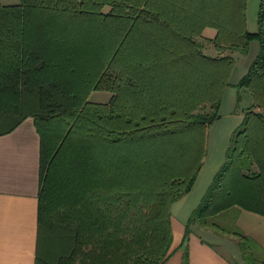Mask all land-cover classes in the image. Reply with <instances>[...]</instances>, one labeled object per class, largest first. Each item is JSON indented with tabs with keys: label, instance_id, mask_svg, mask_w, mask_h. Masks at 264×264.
I'll use <instances>...</instances> for the list:
<instances>
[{
	"label": "trees",
	"instance_id": "16d2710c",
	"mask_svg": "<svg viewBox=\"0 0 264 264\" xmlns=\"http://www.w3.org/2000/svg\"><path fill=\"white\" fill-rule=\"evenodd\" d=\"M0 0V135L32 117L39 135L36 264H162L171 206L192 188L234 59L258 51L238 81L253 96L224 160L192 210L193 224L237 237L239 261L264 248L210 221L230 208L264 215V0ZM106 91V102L92 101ZM184 248L181 264H188Z\"/></svg>",
	"mask_w": 264,
	"mask_h": 264
},
{
	"label": "crops",
	"instance_id": "0c3cea01",
	"mask_svg": "<svg viewBox=\"0 0 264 264\" xmlns=\"http://www.w3.org/2000/svg\"><path fill=\"white\" fill-rule=\"evenodd\" d=\"M237 125L238 121L233 122L227 131L229 137L223 147L225 150ZM39 147V135L32 117L25 118L12 131L0 135V264H36ZM223 160V155H220L218 164ZM185 195L171 206V224L176 246L162 264H181L185 246L188 249V264H234L239 254H232L230 257L225 250L219 248L223 246L225 249H233V243L229 245L230 240L237 243V237L225 231L206 227L208 230H201L209 232L211 237H204L192 228L184 244L179 247L187 222L180 215L182 208L179 204ZM229 210V224L223 228L232 230L236 226L264 248V215L237 207L222 214Z\"/></svg>",
	"mask_w": 264,
	"mask_h": 264
},
{
	"label": "rangeland",
	"instance_id": "374dc122",
	"mask_svg": "<svg viewBox=\"0 0 264 264\" xmlns=\"http://www.w3.org/2000/svg\"><path fill=\"white\" fill-rule=\"evenodd\" d=\"M19 0H1L2 3L10 4L16 3ZM260 0H247L246 4V28L249 31H255L257 29V14ZM216 30L211 27L204 29L201 35L196 39L200 42L203 51L210 55H231L234 59L233 66L228 76L229 84L225 85L222 93V100L219 109L220 118L212 124L209 128V135L207 139V151L204 158L202 167L200 168L195 182L190 191L185 195L179 203L181 205V216L183 221H187L192 210L197 206L201 197L207 190L208 186L212 182L218 168L221 164H218L220 155H225L224 144L227 143V131L233 122L241 121L242 113L253 102V96L249 89L245 86H239L237 83L241 77L247 71L250 62L253 60L258 51V41L252 40L249 44L248 51L243 53L241 51L231 50L225 46L221 49H217L214 46L213 37H215ZM110 97V93L106 91H93L89 95V99L92 101L106 102ZM227 148V146H226ZM224 149V150H223ZM223 150V152H222ZM185 200V201H184ZM230 210L224 214H218L210 217V221L217 225L224 227L229 224L227 222V214H230ZM194 231L204 237H211L209 232H203L201 229L215 228L213 226H203L200 224L192 225ZM207 227V228H206ZM228 227V226H225ZM211 229V230H212ZM208 230V229H207ZM217 230V228H215ZM219 230V229H218ZM213 231V230H212ZM229 245L233 243V249H225L223 246L219 247L222 251L225 250L227 255L232 257V254H240L237 243L232 240L229 241ZM174 240L172 241L171 249L176 245ZM233 250V252H232ZM239 261V257L235 258Z\"/></svg>",
	"mask_w": 264,
	"mask_h": 264
}]
</instances>
